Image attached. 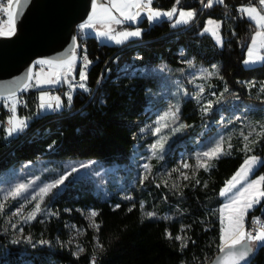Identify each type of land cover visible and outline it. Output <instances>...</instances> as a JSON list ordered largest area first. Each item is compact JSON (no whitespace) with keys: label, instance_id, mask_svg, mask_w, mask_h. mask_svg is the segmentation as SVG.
I'll return each instance as SVG.
<instances>
[{"label":"trees","instance_id":"trees-1","mask_svg":"<svg viewBox=\"0 0 264 264\" xmlns=\"http://www.w3.org/2000/svg\"><path fill=\"white\" fill-rule=\"evenodd\" d=\"M202 1H152L151 6L159 10H170L173 6L193 10L196 18L189 25L173 27L163 23L149 29L145 24L140 38L121 46L100 45L90 36L86 54L94 64L85 80L90 93L76 90L72 101L63 99L57 112L39 114L38 96L46 89H26L19 97L24 105L18 110L31 122L15 138H8L1 124L7 115L5 101H0V170L25 163L106 160L105 132L109 122L144 118L150 92L157 88L158 77L153 73L139 76L122 73V66L132 62L136 54L140 56L137 63L149 70L162 61L177 68L182 66L180 48H185L198 61L208 65L218 63L220 76L232 95L247 103L264 102L258 101L254 93L251 95L242 83H264V62L251 68L243 65L257 29L237 11L247 5L261 9L260 0H223V3L216 0L211 7L201 10ZM209 19L222 23L225 38L222 47L204 34ZM74 72L79 78V65ZM191 106L186 104L181 116L189 122L198 121ZM253 154L263 160L254 177L264 175V141ZM245 156L236 150L232 155L214 159L210 170L191 171L180 188L172 184L175 177H180L177 160H173L169 173L158 178L152 175L151 190H142L136 200L120 202L110 197L98 201V232H87L85 252L78 257L63 246L33 248L17 244L1 227L0 264H92L93 258L95 264H209L220 253L219 208L223 204L220 193L242 166ZM163 178L167 180L165 184ZM171 216L174 217L170 219ZM253 217L264 220V199L249 212L248 219ZM178 236L182 239H176ZM96 237L99 250L95 248ZM248 264H264V246L256 248Z\"/></svg>","mask_w":264,"mask_h":264},{"label":"rangeland","instance_id":"rangeland-1","mask_svg":"<svg viewBox=\"0 0 264 264\" xmlns=\"http://www.w3.org/2000/svg\"><path fill=\"white\" fill-rule=\"evenodd\" d=\"M214 1L216 0H212V3ZM250 7H257L260 10L256 5ZM179 11H190L195 15L188 23H176L179 18L177 16L172 23L173 27L189 25L196 18V13L193 10L180 9ZM210 20L215 23L209 25L207 21L205 33L211 35L222 47V23L214 19ZM112 27L115 29L114 34L121 31L139 30L142 35L143 32L142 28H129L122 23L113 24ZM85 30L98 41L103 40L104 43L115 46H121L129 40L141 37V35L129 37L118 44L114 40L99 37L96 34L97 31L103 30L99 26L97 29ZM259 55L264 56V50H260ZM139 58V54H136L132 62L122 66V73H129L132 76H139L147 72L153 73L158 77L157 88L150 92L151 96L145 109L144 118L109 122L105 132L106 160L65 161L55 164L25 163L0 170V205L3 206L0 208V228H5L15 243H22L33 248L63 246L72 251L75 257H78L85 252L84 238L87 232H98L99 227L93 226V220L89 218L91 211L98 212V201L110 197H114L116 201L120 202L136 200L142 190H151L152 175L158 178L169 173L173 160H177L176 166L180 177H175L172 184L174 187L180 188L188 179L191 171L205 170L203 166H200L201 162H206L208 164L207 171L210 170L216 158L209 160L203 156V153L211 151L217 144L223 142L224 154L219 157L232 155L238 150L246 155V159L254 155L253 151L264 141V102H262L264 101V83L242 82L246 85L248 92L251 95L254 93L257 100L262 102L261 104L247 103L231 94L226 82L220 76L218 63L208 65L198 61L195 55L185 48H180L179 62L182 66L177 68H172L162 61L149 70L137 63ZM245 60L243 64L246 68L259 66L263 63L246 64ZM76 65L81 66L80 73L84 71V62L80 58ZM76 65L72 69L73 75L70 76L64 72L61 83L38 86L37 79L43 80L48 74H35L34 80L28 88L46 89L40 93L39 97L47 94L49 89H56L57 85L59 86L58 90L68 91L65 96L57 95L60 109L63 99H68L71 102L76 90L90 93V88L85 80L81 81L80 76L79 78L75 77L74 67ZM52 71L53 69L50 70V72ZM81 83L86 85L87 90L79 86ZM69 95H71V100H69ZM13 100H15V112L10 114L7 120L9 121L13 117L19 118L24 120L27 126L22 131L14 132L10 136L8 135L9 127H7L6 134L10 139L22 133L31 122L29 117L19 114V97L9 99L7 102L13 104ZM40 101L43 104L47 103L48 94L44 100L40 99ZM190 103L192 104L193 117H198V121L189 122L181 116L184 106ZM209 104H211L210 108ZM44 105L43 108L39 105V114L49 112L48 104ZM177 108L178 111H176ZM166 113H175V118L169 116L167 119L161 120V117ZM157 128L160 129L159 134L156 132ZM245 136L249 138L247 141L244 139ZM159 144H162V150L157 148L154 155L153 146ZM229 144L231 148H229ZM246 145L250 151L245 150ZM258 158L261 163L250 175V180L264 176L254 177V173L263 162L260 157ZM185 163L189 167H183ZM83 165H89V167H82ZM144 165H148V168H145ZM73 168L76 171H72ZM60 179H63L64 182L57 183ZM166 181L164 178L162 179V183L165 184ZM21 184L26 186V190L19 195H14L16 187ZM49 184H56V187L50 189L47 195L41 196L40 189ZM221 197L223 204L219 208L220 223L222 219L220 209L227 202L226 197ZM37 203L40 204L41 211L34 220L25 222L23 217L34 211ZM258 205H254L248 211L245 227L249 212ZM115 206L117 207V204ZM18 210H22L20 215L16 214ZM173 217L171 216L170 219ZM94 220L98 225L96 217ZM257 247L260 245L253 249L249 257L253 256ZM95 248L96 250L100 249L97 237Z\"/></svg>","mask_w":264,"mask_h":264},{"label":"snow or ice","instance_id":"snow-or-ice-1","mask_svg":"<svg viewBox=\"0 0 264 264\" xmlns=\"http://www.w3.org/2000/svg\"><path fill=\"white\" fill-rule=\"evenodd\" d=\"M152 0H107V3L103 0H93L91 15L88 17L86 23L81 24L79 27L83 31L85 29H100L97 31V35L102 38H107L114 40L116 43H122L129 37H139L141 35L139 30L136 31H121L118 34L115 33V29L112 27L113 24H121L125 21H136L137 17L141 15V10L147 9V18L149 20H157L162 16L172 18L177 15V9L173 7L171 11L160 12L151 9ZM219 3H223V0H218ZM179 3V0H177ZM260 4L264 6V0H260ZM207 7L212 6V0H209ZM20 7V0H0V11H3L7 16V31H5L4 24L5 21L0 20V36H11L15 34V23L16 17L18 16V9ZM242 13L247 14L249 19L253 21L256 27V31L251 40V46L248 48L247 56L245 60L246 64H254L257 62H264V56L259 55L260 50H264V8L258 10L257 7H243L240 9ZM114 13H117L115 15ZM193 12L179 11V18L176 23H188L189 20L194 16ZM209 25H213L215 22L209 20ZM219 27V25H216ZM207 30V29H206ZM215 34V33H213ZM77 59L75 55L69 52L64 59L61 60H39L37 63L40 65H48L52 72L48 74L43 80L37 79V85L42 84H53L59 83L61 73L68 72L71 73L73 69V63ZM84 67L90 63L87 60V56L83 57ZM32 75L29 73L28 79H31ZM80 80H86V73L82 71L80 73ZM81 88L86 89V85L81 83L79 85ZM27 87V84H25ZM44 94L40 97L41 100L45 99ZM59 102V97L56 98ZM69 100H71V95H69ZM41 107H45L44 104ZM48 108L52 105L48 104ZM211 107V104L208 105ZM11 111L15 112V100H13V106ZM178 111V108L176 109ZM169 116L175 118V113H166L161 117V120L167 119ZM9 129L8 135H12L14 132L22 131L26 127V122L19 118L9 119ZM160 129L157 128L156 132L159 134ZM244 139L247 141L249 138L245 136ZM157 148L162 150V144L154 145L153 151ZM229 148L231 145L229 144ZM246 151H250L247 147ZM224 154L223 142L217 144L211 151H205L203 156L209 160L216 158L218 159L220 155ZM261 163L260 159L255 156H249L245 159L244 164L235 173V175L226 183V187L221 191V196L227 198V202L220 209L221 214V237L219 251L221 256L218 257L220 264H245V261L249 255L253 252V249L257 246H264V227L257 230H248L245 227V218L249 210H251L254 205L259 204L262 199H264V176H260L258 179L250 180L249 177L254 171V169ZM207 170L208 164L206 162H201V165ZM82 167H89V165H83ZM148 168V165H144ZM183 167L187 168L189 165L185 163ZM72 171H76L75 168ZM66 178V177H65ZM185 179L187 177L185 176ZM63 179L57 181V183H63ZM56 187V184H49L48 186L40 189V195L44 196L50 191V189ZM26 190V186L21 184L16 187L14 195H19ZM35 199V197H33ZM3 206L0 205V208ZM22 210H18L17 215L21 214ZM41 211L40 204L35 205V210L30 214L23 217L25 222L34 220L37 214ZM98 215L96 211H91L89 218L93 220V226L99 227L95 224L94 218ZM149 216L153 215L148 213ZM22 231V230H21ZM168 238L171 239V234H168ZM176 239H182L181 237H176ZM92 264H95V259L93 258Z\"/></svg>","mask_w":264,"mask_h":264},{"label":"water","instance_id":"water-1","mask_svg":"<svg viewBox=\"0 0 264 264\" xmlns=\"http://www.w3.org/2000/svg\"><path fill=\"white\" fill-rule=\"evenodd\" d=\"M107 3V0H103ZM93 0H20L15 23V34L0 36V101H7L28 89L32 84L39 60H61L71 52L77 57L73 66L78 64L81 56V47L77 30L86 23L91 15ZM151 9L168 12L175 7L177 15L168 18L162 16L157 20L147 18V9L141 10L136 21H125L122 24L130 28H141L145 24L149 29L162 25L172 24L179 13V7L173 6L170 10ZM118 16L117 13H114ZM7 31V24L4 27ZM29 73L32 78L28 79ZM67 75H73V72ZM64 76L61 73L60 82ZM27 84V87H25ZM219 253L209 264H220ZM248 257L245 264H248Z\"/></svg>","mask_w":264,"mask_h":264},{"label":"built area","instance_id":"built-area-1","mask_svg":"<svg viewBox=\"0 0 264 264\" xmlns=\"http://www.w3.org/2000/svg\"><path fill=\"white\" fill-rule=\"evenodd\" d=\"M3 2L6 3V0H3ZM208 2H209V0H203L202 3H201L200 9L201 10L205 9L207 7L206 5L208 4ZM247 6H249V5H247ZM243 7H245V6H240V7L237 8L238 13L241 12L240 9L243 8ZM0 20L5 21V24H4V27H5L6 24H7V16L5 15V13L3 11H0ZM77 34H78V39H79L80 47H81V51H82L81 56H80V60L84 62L83 57L85 55L87 56V54H86V41L92 35L87 30H83L82 31L80 29V27L77 30ZM99 44L102 45V44H105V43H104L103 40H101V41H99ZM87 60L90 63L87 64L86 68L84 67V71L86 72V75L89 73L91 66L94 64V62L91 61L88 58V56H87ZM50 70L51 69L49 67H47V66H38L36 68V74L47 75V74H49ZM56 87H57L56 89L47 90L48 101H47V103H44V104H51L52 105V107L49 108V112H51V113H55V112H57L59 110L58 103H57V101L55 99L57 97V95L59 94L61 96H65L66 93L68 92V91H64L63 89L58 90V87H59L58 85ZM5 102H7V101H5ZM42 104L43 103H42V101H40V97L38 96V108H39V105H42ZM21 105H24V102L19 98V105L18 106H21ZM12 106H13V104L10 103V102H8L7 104H4V111H5L6 115H7V118H8V116L10 114L13 113V111H11ZM1 114H2V111H0V115ZM7 118L1 123L2 126L5 128V130H6L7 127H10L9 121L7 120ZM246 227H247L248 230H253V231L257 230V229H259L261 227H264V220H262L260 217H253V218L247 220Z\"/></svg>","mask_w":264,"mask_h":264},{"label":"crops","instance_id":"crops-1","mask_svg":"<svg viewBox=\"0 0 264 264\" xmlns=\"http://www.w3.org/2000/svg\"><path fill=\"white\" fill-rule=\"evenodd\" d=\"M250 6H252V5H250ZM250 6H245V7H250ZM261 7L262 8H264V6H262L261 5ZM243 15L250 21V22H252L253 23V21H251L250 19H249V17L247 16V14H245V13H243ZM210 20V19H209ZM208 20V21H209ZM254 24V23H253ZM255 25V24H254ZM204 34H206L205 33V30H204ZM207 35H209V34H207ZM214 41H215V43H217V45L219 46V47H221V44H219L211 35H209ZM224 41H225V38L223 37V35H222V42L224 43ZM223 45V44H222ZM244 65V64H243ZM8 102H5L4 104H7ZM11 103V102H10Z\"/></svg>","mask_w":264,"mask_h":264}]
</instances>
